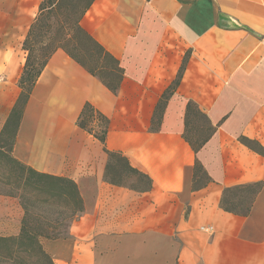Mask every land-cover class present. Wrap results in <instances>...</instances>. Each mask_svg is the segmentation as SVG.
Segmentation results:
<instances>
[{"label": "crops", "instance_id": "crops-1", "mask_svg": "<svg viewBox=\"0 0 264 264\" xmlns=\"http://www.w3.org/2000/svg\"><path fill=\"white\" fill-rule=\"evenodd\" d=\"M42 0H0V133L18 99L23 42ZM81 28L123 70L115 93L62 50L39 75L11 155L72 180L83 212L64 237L42 240L54 264H264V0H93ZM182 68V71H181ZM181 72L157 130V103ZM88 102L109 119L105 148L148 176L137 192L105 177L103 146L77 127ZM188 102L215 131L195 153ZM201 163L210 182L192 189ZM261 185L249 214L221 207L226 188ZM0 196V216H10ZM0 222L17 235L22 216ZM210 229V231H206Z\"/></svg>", "mask_w": 264, "mask_h": 264}, {"label": "trees", "instance_id": "trees-1", "mask_svg": "<svg viewBox=\"0 0 264 264\" xmlns=\"http://www.w3.org/2000/svg\"><path fill=\"white\" fill-rule=\"evenodd\" d=\"M92 2L93 0H42L38 14L23 42L26 58L18 80L20 93L0 133V142L6 138L5 141L9 144L6 153L0 146V185L9 188L8 190L0 188V196L16 198L20 201L22 219L17 235L0 236V264H54L44 250L42 240L63 238L64 233L57 230L63 227V223L66 224V230L67 226L83 212L82 198L72 180L37 172L16 160L11 155V150L24 107L39 75L55 51L65 52L90 75L98 78L112 93L119 88L123 70L118 61L80 26L81 19ZM51 18L56 20L54 30L49 23ZM41 37L45 38L46 42L41 41ZM36 51L42 53L40 59L34 55ZM180 76L181 72L157 103L152 123L153 130H157L165 104L178 86ZM192 118L204 120V125L195 127L197 138L194 140L187 136ZM76 125L103 146V151L108 157L105 171L107 181L114 185L126 186L122 178L124 174H132L138 176L145 186L127 187L137 192L151 189L152 183L148 176L133 168L120 153L105 148L109 130V119L105 115L86 102ZM10 127L11 130L8 129ZM214 131L215 127L207 117L194 103L188 102L184 113L183 137L195 153L206 144ZM241 142L264 155V150L251 141L241 139ZM209 182L207 172L201 163L196 161L193 167L192 189L199 190ZM260 188L259 183L226 188L221 198V207L226 212L247 216ZM238 192L243 193L238 195ZM54 214L56 218H53Z\"/></svg>", "mask_w": 264, "mask_h": 264}, {"label": "rangeland", "instance_id": "rangeland-1", "mask_svg": "<svg viewBox=\"0 0 264 264\" xmlns=\"http://www.w3.org/2000/svg\"><path fill=\"white\" fill-rule=\"evenodd\" d=\"M49 23L52 24L51 26L53 27V30H54L55 27H56V20L54 18H51V19H49ZM54 33H56V32H54ZM40 39H41V41H45L46 42L45 38L41 37ZM40 39L39 40L37 39V40L40 41ZM58 39L60 40L61 38L59 37ZM41 47L44 48V46H41ZM34 55L37 56L40 59L42 53L39 52V51H36ZM202 125H204V120L203 119H194V118H192L190 126H189L188 131H187V136L189 138H191L192 140L197 138V132L195 131V127H197V126L201 127ZM8 129L11 130V127L8 128ZM5 139L6 138H4L0 142V146L3 147V151L6 153V152H8L9 144H8L7 141H5ZM113 163L114 164L116 163L115 160L113 161ZM122 179H123L124 184H126V186H130V187H144L145 186L144 182H140L138 176H134L132 174H124ZM0 188H2L3 190H8L9 189L8 187L1 186V185H0ZM243 192H240V193H243ZM240 193L238 192V195ZM9 199H10V202H11V204H9L10 208H11V214H10V216H6V217L9 218V219H10V217H12V219H14V220L18 219V217L22 216V209H21V206H20V201L18 199H16V198H9ZM6 217H5V220H7ZM56 217H57L56 214H54L53 218H56ZM5 220L3 219V216H0V222L1 223H6ZM65 227H66V224L63 223V227H60L57 230V232L65 233ZM5 233H7V231H0L1 235L5 234Z\"/></svg>", "mask_w": 264, "mask_h": 264}, {"label": "built area", "instance_id": "built-area-1", "mask_svg": "<svg viewBox=\"0 0 264 264\" xmlns=\"http://www.w3.org/2000/svg\"><path fill=\"white\" fill-rule=\"evenodd\" d=\"M206 231H210V229H206Z\"/></svg>", "mask_w": 264, "mask_h": 264}]
</instances>
